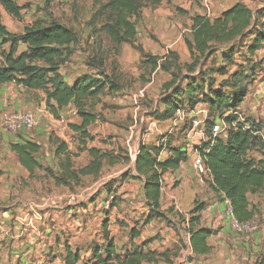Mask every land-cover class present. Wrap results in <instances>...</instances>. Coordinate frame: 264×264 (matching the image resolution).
I'll return each instance as SVG.
<instances>
[{
	"label": "rangeland",
	"instance_id": "obj_1",
	"mask_svg": "<svg viewBox=\"0 0 264 264\" xmlns=\"http://www.w3.org/2000/svg\"><path fill=\"white\" fill-rule=\"evenodd\" d=\"M15 1L25 9L21 20L7 15L2 19L9 31L21 32L25 26L36 22L48 24L55 20L66 24L77 32L78 43L73 57L63 66L65 75L73 79L84 72L95 75L102 69L120 86L119 91L106 90L86 102V111L95 114L97 121L88 128L90 138L84 142L87 149L96 148L111 157L120 158V163L114 166L105 163L98 175L82 177L79 183L67 180V186L57 185L45 170H37L29 178L30 190L25 199L20 193L8 202H0V207L14 205L13 210L21 212L20 222L12 221H16L24 233L28 231L33 245L41 244L44 249L41 248L37 255L39 259L35 258L29 264H64L65 243L79 252L78 264H92L94 251L99 249L103 253L106 247L105 225L121 258L135 250L161 254L163 252L159 249H164L163 242L169 239L172 264H188L187 223L195 205L204 204L202 189L204 194L212 190L209 179L200 180L189 171L186 179H179L178 175L167 172L162 179L165 219L146 224L149 207L142 195L143 181L133 177L136 175L134 162L137 151L145 143L182 147L187 151H197V155L213 138V127L219 125L228 129L224 119L235 117L237 120L233 127L247 132L252 141L248 156L264 162V45L253 58L246 54L236 55L233 61L223 66L221 57H217L208 62L204 70L208 80L214 79L215 89H223L227 95L232 93L231 90L221 85L228 82L234 81L248 88L247 97L236 111L222 109L211 112L207 104L200 103L194 108L186 105L171 119L162 120L165 108L160 100L172 76L160 66L153 69L146 62L148 57L160 58V65L164 57L174 53L179 64L190 63L186 39H191L193 17L206 15L214 19L227 7L225 1L222 0V5L217 0H172L163 1L158 6L148 4L138 15L131 17L137 29L135 39L121 44L115 43L104 30V26L114 20V14L107 8L109 0ZM249 2L250 9L264 10V0ZM261 21L264 34V12ZM219 65L226 69L225 76L216 72ZM238 74L243 76L238 78ZM20 94L24 100L28 97L33 100L34 110L27 108L14 113H32L36 125L16 132L4 130L13 137L14 143H23L24 137L38 142L41 146L37 154L39 163L54 175H60V160L54 155V149L60 141L58 134L62 133L68 139L69 150L79 153L72 159L74 170L86 167L92 157L87 150L81 151V134L74 132L69 124V121L81 122L76 107L73 105L62 112V127L55 129L52 115L42 108L43 93ZM39 122H43V127ZM226 134L223 132L220 136L226 137ZM168 155L169 150L165 149L161 158ZM14 161L17 163L16 156ZM189 186L192 192L186 191ZM174 192L181 197L177 205L169 202V196ZM217 199L222 202L219 197ZM250 199L252 204L255 201L264 206V190L250 195ZM112 204H115L113 208ZM257 212L260 229L254 234L241 236L258 237L261 250L249 255L245 264H256L264 257V214H259L264 213V208L262 211L257 209ZM224 216L223 220L227 221L226 210ZM11 225L15 226L13 222ZM199 263V259L194 262ZM141 264L167 263L160 259Z\"/></svg>",
	"mask_w": 264,
	"mask_h": 264
},
{
	"label": "trees",
	"instance_id": "obj_2",
	"mask_svg": "<svg viewBox=\"0 0 264 264\" xmlns=\"http://www.w3.org/2000/svg\"><path fill=\"white\" fill-rule=\"evenodd\" d=\"M51 1L47 0V3ZM163 1L172 0H109L107 8L114 14V20L107 23L104 30L115 43L132 42L137 35V29L131 17L138 15L144 6H158ZM1 8L9 16L21 20L25 6H20L14 0H0V88L6 84H15L27 92H42L46 110L55 119H60L62 111L73 104L82 122L72 124L70 128L81 134L84 146L81 151L87 150L92 157L86 167L76 171L72 159L78 153H72L65 142H58L55 155L60 160L61 174L54 175L37 159L41 146L37 142L26 141L11 145V150L21 166L31 177L37 170H45L57 185L67 186V180L79 183L82 177L98 175L105 163L110 166L120 163L122 159L111 157L96 148L87 149L84 143L90 138L88 128L97 121L95 114L86 111V102L106 90L119 91L117 81L99 69L95 75L82 74L72 84L67 83L61 69L75 53L77 32L54 20L48 24L36 22L27 26L22 34H13L2 21ZM263 12L262 9L252 10L239 2L213 20L207 16L196 15L193 17L191 39H186L191 56L190 63L179 64L178 56L174 53L164 57V62L160 65V58L148 57L146 62L153 69L160 66L172 76V80L165 85V92L160 100L165 108L162 120L171 119L186 105L194 108L205 103L211 112L222 109L236 111L240 107L247 97L248 88L231 81L221 85L222 88L231 90L232 93L227 95L223 89H215L214 79L208 80V74L204 70L208 62L217 57H221L223 66L233 61L236 55L246 54L253 58L264 45L261 21ZM21 47L25 48L21 50ZM221 65L216 72L225 76L226 69L221 68ZM240 76L243 75L238 74L236 77ZM236 120L235 117L225 118L224 121L229 125L227 136H213L200 154L212 177L210 188L223 198V202L224 199L229 200L233 216L238 222L244 223L254 220L257 214L248 197L264 190V162L248 156L252 141L247 132L233 127ZM167 146L142 143L135 159L134 170L137 175L133 177L144 179L143 197L149 207L146 224L155 219H165L161 205L162 179L170 170L179 169L187 158L182 147ZM165 149L169 150L170 155L165 160H160ZM114 206L112 204L111 208ZM204 208L203 203L195 205L187 223L189 242L195 256L211 252L207 240L213 230L199 225ZM227 221L229 222L228 217ZM106 226V247L103 253L99 249L94 251L95 260L92 264H141L154 263L160 259H164L167 264L173 263L170 258L171 251L155 254L135 250L121 258ZM65 251V264L79 263V252L73 251L68 243H65ZM256 264H264V257Z\"/></svg>",
	"mask_w": 264,
	"mask_h": 264
},
{
	"label": "crops",
	"instance_id": "obj_3",
	"mask_svg": "<svg viewBox=\"0 0 264 264\" xmlns=\"http://www.w3.org/2000/svg\"><path fill=\"white\" fill-rule=\"evenodd\" d=\"M217 1H220L218 2V4L222 5V0H217ZM223 1L227 3V7L223 9V11L220 13L219 16H221L222 13H224L225 11H227L228 9H230L239 2L244 3L248 7L250 3L249 0H223ZM1 13H2V19H4L6 15L9 16L4 11L3 8H1ZM202 16H206V15H202ZM219 16L215 17L214 19L218 18ZM26 27L27 26H25L23 31L21 32H14V31H9V32L13 34H22ZM24 48L25 47H21V50H23ZM1 63H2V57L0 56V65ZM61 74L64 76V79L67 83L72 84L74 80L80 75L90 74V73L84 72L78 76L76 75V77H74L73 79H70L68 75H65L64 68L62 67ZM20 93H27V91L23 87L16 86L15 84H6L0 88V202L3 203H5L6 201L8 202V200H10L14 196H18V194L20 193L22 194V197H24L29 194V190H30L29 189V183H30L29 178L31 177L30 173L21 166V164L18 162V159H17V163H15L14 158L16 154L11 150V146H9L10 143L15 144L13 137L8 135L5 132L6 130L2 126V115L4 113H14L15 111L21 112V111H25L27 108L34 110L35 104L33 103V100H31L30 97H28L27 100H24L23 95H21ZM41 105L42 108H46L44 101L41 103ZM72 106L73 104L70 105L68 108H71ZM51 118H53L52 126L55 129L62 127L63 122L60 121L62 115H60V119L54 120L55 118L52 116ZM80 123L78 122L72 123L71 121H69L70 125L80 124ZM40 126L43 127V122L40 123ZM58 138H60L59 142H65L66 144H68V139L62 133L58 134ZM19 140L20 139H17L16 141ZM26 141L34 142L33 139L24 137L23 143ZM17 143H20V141ZM56 147L57 144L54 149V155H55ZM183 150L186 152L188 160L182 162L179 169L175 171L170 170V173H173V175H178L179 179L180 178L186 179V174L188 171L190 172V175H192V173L196 174L192 169V160L194 159L197 151L194 150L192 152L191 150L187 151L186 148H183ZM163 152L161 154H163ZM167 157L161 158L160 155V160H165ZM250 158H254V157H250ZM197 177L199 176L197 175ZM142 181L144 185L143 178ZM209 182L211 181L209 180ZM143 185H142V195H143ZM18 187H21L20 191L18 190ZM186 191L192 192V188L189 186V188ZM162 195H163V191H162ZM217 197H219L222 202H218ZM169 198H170L169 202L171 204H176V205L179 204L181 200V197L178 194L176 195L175 192L171 193ZM248 198L251 206L254 207L256 211L257 209L259 211L263 210L264 208L263 203L259 205L258 202L254 201L252 204L250 195ZM202 199L205 204V208L201 212L199 225L200 227H207L213 230V234L207 240L208 245L211 247V252L206 255L195 256L192 253V249L189 242V233L187 232L186 253L187 256H189L190 258L188 264H194L195 260L198 259L200 260L199 264H245V262L248 260V257L250 258L251 255L257 254L261 250L258 237H256L255 235L252 237L238 235L230 228V226L228 225V221L223 220L225 217L224 212L226 210V206L225 203L223 202V198L219 194H216L213 190H210L209 193L204 194V189H202ZM161 205H162V200H161ZM12 207H14V205L0 207V264H29L31 263V261H33V259L35 258L39 259L37 255L40 252L41 248L43 249V247H41L42 246L41 244H37V246L33 245L31 243L30 236L27 235L28 231H25L26 233H24L17 224V222L12 221L13 219H16L18 222H20V217H21V212L13 210ZM163 210L164 209L162 207V211ZM257 214L255 216V219H257V217L259 216ZM259 214H264V213L259 212ZM262 217L264 218V215H262ZM155 220H159V219H155ZM12 222L15 226L11 225ZM168 241L169 239L163 242L165 248L164 249L160 248L159 249L160 252L164 253L170 249V243ZM64 251H65V245H64ZM65 256H66V251H65V255L62 256L63 262Z\"/></svg>",
	"mask_w": 264,
	"mask_h": 264
},
{
	"label": "built area",
	"instance_id": "obj_4",
	"mask_svg": "<svg viewBox=\"0 0 264 264\" xmlns=\"http://www.w3.org/2000/svg\"><path fill=\"white\" fill-rule=\"evenodd\" d=\"M226 123V122H225ZM36 125V119L34 115L30 112L23 113H4L2 115V126L6 131L16 132L21 129H30ZM225 125V124H224ZM226 128V127H225ZM221 128L219 125L213 127V135L222 134L228 129ZM192 168L200 179H209L212 182V177L206 167L205 161L201 154H197L194 157ZM226 205V216L229 218L230 228L238 235H249L254 234L260 229L259 223L256 219L244 223L238 222L233 216L230 202L224 199Z\"/></svg>",
	"mask_w": 264,
	"mask_h": 264
}]
</instances>
